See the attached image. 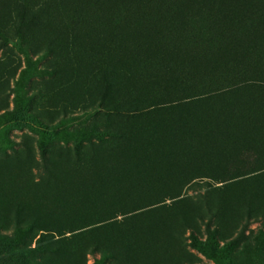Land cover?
<instances>
[{
    "label": "trees",
    "instance_id": "trees-1",
    "mask_svg": "<svg viewBox=\"0 0 264 264\" xmlns=\"http://www.w3.org/2000/svg\"><path fill=\"white\" fill-rule=\"evenodd\" d=\"M78 18L98 26L104 45L92 53L85 87L92 112L108 118V126L95 133H107L108 171L122 183L112 185L103 200L87 182L43 185L61 203L59 209L49 198L42 203L50 218L64 217L57 240L66 233L76 238L129 228L169 207L165 199L180 202L182 190L195 191L201 179L225 184L264 171V0H0V50L9 51L0 61V107L21 65L10 47L60 57L73 45L70 33ZM106 139L100 138L102 144ZM153 160L155 166L206 167L179 171L178 181L170 182L171 194L151 198L141 195V188L145 175L158 174L150 171ZM208 166L251 168L224 179L215 178ZM61 172L74 174L67 168ZM85 173L87 179L97 170ZM204 198L196 197L202 223L203 215L214 211ZM69 210L75 213L71 222ZM39 225L34 216L28 221L29 229ZM186 232L201 253L208 243L196 222L174 228L184 263L193 264L196 258L184 248ZM156 237L154 244L161 245L163 238ZM39 238L54 244V237ZM92 249L111 251L102 237Z\"/></svg>",
    "mask_w": 264,
    "mask_h": 264
},
{
    "label": "rangeland",
    "instance_id": "rangeland-1",
    "mask_svg": "<svg viewBox=\"0 0 264 264\" xmlns=\"http://www.w3.org/2000/svg\"><path fill=\"white\" fill-rule=\"evenodd\" d=\"M74 25L78 27L70 33L73 45L65 47L60 57L10 47L21 65L10 80L7 101L0 107V264H81V256L85 264H186L174 237V228L182 221L200 225L201 240L208 243L206 253H201L186 232L184 248L196 258L193 264H264V171L225 184L213 178L201 179L195 191L182 190L180 202L171 205L165 199L169 207L129 228L111 227L76 238L66 233L63 240H57L64 217L50 218L42 203L49 198L59 204L55 209L61 203L59 196L43 185L87 182L96 186L95 194L103 200L110 195L112 185L122 183L108 171L107 133H95L97 128L101 131L102 126H108V118H98L92 112L85 87L93 65L92 53L103 50L104 45L94 22L78 18ZM6 52L0 50V61ZM100 138L107 141L102 144ZM156 164L153 160L150 171L158 174L154 178L145 175L141 195L161 198L171 194L170 182L178 181L179 171L206 167ZM208 167L215 178L224 179L251 168ZM65 168L74 174L62 173ZM91 169L97 174L84 178L85 171ZM198 194L214 210L212 216L203 215V223L197 216ZM68 213L67 221L71 222L75 213ZM32 216L40 222L35 229L28 228ZM33 233L36 236H31ZM41 234L54 237V244L49 246L39 238ZM158 234L163 238L161 245L154 244ZM100 237L110 247L108 253L93 252L92 245Z\"/></svg>",
    "mask_w": 264,
    "mask_h": 264
}]
</instances>
